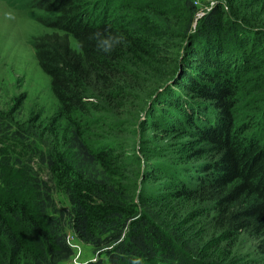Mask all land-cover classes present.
<instances>
[{"label":"trees","instance_id":"obj_1","mask_svg":"<svg viewBox=\"0 0 264 264\" xmlns=\"http://www.w3.org/2000/svg\"><path fill=\"white\" fill-rule=\"evenodd\" d=\"M203 1L34 0L58 107L0 112V264H264V0Z\"/></svg>","mask_w":264,"mask_h":264},{"label":"rangeland","instance_id":"obj_2","mask_svg":"<svg viewBox=\"0 0 264 264\" xmlns=\"http://www.w3.org/2000/svg\"><path fill=\"white\" fill-rule=\"evenodd\" d=\"M197 1L200 8L206 5V1ZM14 2L12 5L0 0V112L10 114L16 110L18 122L39 119L38 123L45 126L55 114L58 102L53 95L50 78L38 64L34 42L52 32L40 21L50 15L38 9L34 0ZM207 9L203 8L202 13ZM72 45L76 48L74 41ZM146 136L152 137L150 133ZM69 235L76 250L73 263L82 264L92 259L90 247Z\"/></svg>","mask_w":264,"mask_h":264}]
</instances>
